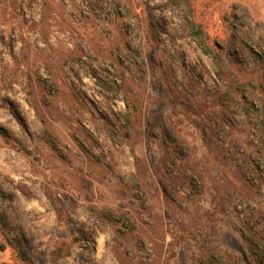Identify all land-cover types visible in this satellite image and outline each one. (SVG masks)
<instances>
[{"label": "clouds", "instance_id": "9594fccd", "mask_svg": "<svg viewBox=\"0 0 264 264\" xmlns=\"http://www.w3.org/2000/svg\"><path fill=\"white\" fill-rule=\"evenodd\" d=\"M0 264H264V0H0Z\"/></svg>", "mask_w": 264, "mask_h": 264}]
</instances>
